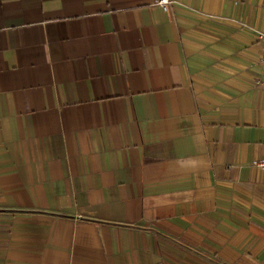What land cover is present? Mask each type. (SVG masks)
I'll use <instances>...</instances> for the list:
<instances>
[{
  "label": "crops",
  "instance_id": "0c3cea01",
  "mask_svg": "<svg viewBox=\"0 0 264 264\" xmlns=\"http://www.w3.org/2000/svg\"><path fill=\"white\" fill-rule=\"evenodd\" d=\"M0 0V264H264V0Z\"/></svg>",
  "mask_w": 264,
  "mask_h": 264
},
{
  "label": "built area",
  "instance_id": "2783aa9c",
  "mask_svg": "<svg viewBox=\"0 0 264 264\" xmlns=\"http://www.w3.org/2000/svg\"><path fill=\"white\" fill-rule=\"evenodd\" d=\"M156 3L160 5L164 10H168L172 3V0H158ZM261 38L264 40V33L261 34ZM261 62H262L263 69H264V45H263V51H262V56H261ZM254 165L264 170V158H257L254 161Z\"/></svg>",
  "mask_w": 264,
  "mask_h": 264
}]
</instances>
